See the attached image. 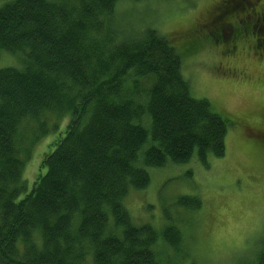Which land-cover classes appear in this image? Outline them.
<instances>
[{"label": "trees", "instance_id": "16d2710c", "mask_svg": "<svg viewBox=\"0 0 264 264\" xmlns=\"http://www.w3.org/2000/svg\"><path fill=\"white\" fill-rule=\"evenodd\" d=\"M123 1L140 0H0V57L23 61L0 69V264H159L124 200L146 168L225 156L229 123L194 97L169 38L118 20ZM62 130L29 187L34 146ZM164 239L182 243L175 226Z\"/></svg>", "mask_w": 264, "mask_h": 264}, {"label": "rangeland", "instance_id": "374dc122", "mask_svg": "<svg viewBox=\"0 0 264 264\" xmlns=\"http://www.w3.org/2000/svg\"><path fill=\"white\" fill-rule=\"evenodd\" d=\"M228 1H123L116 8L132 31L151 26L171 40L194 97L208 100L229 123L225 156L209 157L208 168L196 159L146 168L150 185L124 200L133 224L150 225L158 234L159 264H256L264 248V30L262 23L257 29L248 20L241 24L247 1L236 0L243 6L233 12L221 7ZM19 56L2 52L0 69L20 67ZM60 135L63 130L34 146L23 174L29 187ZM147 144L139 158L150 138ZM187 197L199 198L201 207L178 204ZM167 226L180 231L179 249L166 243Z\"/></svg>", "mask_w": 264, "mask_h": 264}, {"label": "flooded vegetation", "instance_id": "af4514ba", "mask_svg": "<svg viewBox=\"0 0 264 264\" xmlns=\"http://www.w3.org/2000/svg\"><path fill=\"white\" fill-rule=\"evenodd\" d=\"M232 2H223L221 7L226 10H230L229 12H233V9L236 8V6L240 5L243 6V4H235L236 0H231ZM248 3V7L246 5L245 9L246 13L244 16V20H241V24L244 22L249 21L251 26H257L258 23H262L263 27L262 29L264 30V0H245ZM254 21V22H253ZM244 30L248 31V28H244ZM229 35L227 36V38ZM264 41V39H263Z\"/></svg>", "mask_w": 264, "mask_h": 264}]
</instances>
